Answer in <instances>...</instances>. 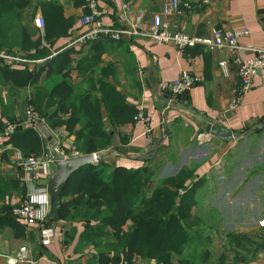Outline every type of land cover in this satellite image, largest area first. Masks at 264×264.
<instances>
[{"label":"crops","instance_id":"obj_1","mask_svg":"<svg viewBox=\"0 0 264 264\" xmlns=\"http://www.w3.org/2000/svg\"><path fill=\"white\" fill-rule=\"evenodd\" d=\"M167 1L132 0L131 11L124 13V0H98L104 25L127 32L116 41L113 49H118L115 52L118 66L125 64L124 56L130 59L134 79L129 81L125 97L138 113L150 117L151 130L148 132L145 123L136 119V113L133 123L118 130L112 145L95 153H101L99 162L103 161L112 167L138 170L176 163L183 150H197L202 156L198 155L201 162H198L200 167L196 169V174L204 177L217 170L228 153L229 158L230 153L237 154L242 143L248 139L259 140L256 145L264 150V70L257 75L253 89L244 95L236 107L231 108L241 86L233 53L226 49L212 52L202 45L180 51L172 44H157L151 39L153 17L162 12ZM182 1L190 2L193 11L186 17L164 18L172 32L208 37L214 28L235 32L248 29L249 36L238 39L246 53L245 57L253 56L252 47H264V0H211L209 5L202 4L201 0ZM34 2L39 6L33 20L34 26L37 16L44 18L40 6L43 3L59 6L62 18L72 23L68 35L54 41L52 48L56 53L67 49L75 37L87 30L80 23V19L88 14L84 0ZM133 29H137L138 33H132ZM45 31L41 33L39 30L42 41H45ZM224 60L228 61L227 74L219 65ZM184 71L202 77V83L177 98L159 91V82L175 80ZM6 121L0 112L1 128ZM36 136L39 147L30 154L41 156L43 143ZM8 141H0V156H6L5 161L0 157V175L5 180H19L24 186V191L13 192L10 203L16 205L29 193V183L13 159V149L23 150ZM209 149L210 156L207 158L203 153ZM34 178L29 176L36 187L44 185L41 179ZM18 223L20 226L15 228H0V264H9V259H14L23 246L30 250L31 262L28 264H99L100 256L96 249L98 242L79 245L80 236L86 228L84 221L66 223L57 218L50 221L56 237L47 247L41 245L36 228L20 221ZM70 232L73 236L66 237V233ZM109 257L113 258L114 254H109ZM140 262V259H134L133 264ZM122 263L127 264L118 261V264ZM246 264H264V250L252 255Z\"/></svg>","mask_w":264,"mask_h":264},{"label":"trees","instance_id":"obj_2","mask_svg":"<svg viewBox=\"0 0 264 264\" xmlns=\"http://www.w3.org/2000/svg\"><path fill=\"white\" fill-rule=\"evenodd\" d=\"M40 6L45 20V41L33 25L39 7L34 0H0V48L7 49L5 41L12 38L14 45L22 43L20 48L23 51L36 50V54L30 56L33 60H43L33 69L0 67V86L24 88L33 85L38 88L40 85L34 103L49 124L66 126L76 136L75 146L82 154L100 152L113 143L112 136L105 129L103 113L106 111L107 119L118 131L119 127L133 123L138 112L117 89L92 77L88 91L74 93L70 76L92 73L90 70L99 66L102 55L116 41L100 36L87 46L90 53L80 56L79 60L77 56L82 52L73 49H65L50 57L49 49L40 47L43 43L52 47L58 38L67 36L72 23L62 18L59 6L51 3ZM11 49L8 52L14 51ZM76 60L79 63L70 68ZM109 68H112L111 64L105 69ZM52 77H56V83L45 90L42 85ZM49 108H53L52 112H45ZM8 142L21 148L25 155L39 147L32 130L18 131ZM158 166L129 170L101 161L82 167L70 177L62 192L57 220L86 223L79 245L98 242L99 264H118V261L133 264L134 259H140V264H215L208 262L206 253L200 260L189 259L183 254L186 246L193 243L185 225L191 218L193 199L202 179L195 172L193 175L182 170L165 179L150 193L147 185L154 179V169ZM193 176L197 180L188 185V179ZM24 189L19 180H5L0 175V203H3L0 206V228L20 226L11 212L14 205L10 201L13 192ZM179 189L185 193L180 201ZM72 236L71 232L66 233V237ZM248 247L252 248L249 253L255 256L259 250H264V243L249 244ZM111 253L113 258L109 257Z\"/></svg>","mask_w":264,"mask_h":264},{"label":"rangeland","instance_id":"obj_3","mask_svg":"<svg viewBox=\"0 0 264 264\" xmlns=\"http://www.w3.org/2000/svg\"><path fill=\"white\" fill-rule=\"evenodd\" d=\"M5 44L8 46L6 50L13 47L11 49L14 50L13 52H25L20 48L22 43L14 45L12 38L6 39ZM113 46L110 45L107 52L102 55V62L99 63V66L90 70L92 73H83L82 75L74 73L70 76L74 93L82 94L88 91L90 88L89 79L92 77L97 82L102 81L110 84V87L117 89L120 94L125 96V92L130 86L129 81L134 79L133 68L127 56H124V66H118V57L115 53L118 49H113ZM89 48L81 49L83 51L79 50L82 53L77 56V60L81 58L80 56L90 53ZM77 60L70 68L79 63ZM110 64L112 68L105 69ZM56 81V77H52L42 86L45 90L50 89ZM121 81L123 82L121 83ZM38 89H41L40 85L38 88L33 85L24 88L0 86V112H3L1 115L8 122H16L23 119L27 109L33 108L46 119L34 103ZM52 110L53 108H49L45 112L51 113ZM103 116L105 129L114 139L118 131L107 119L106 111ZM61 127L66 128V126ZM69 135L71 140L73 137L75 145L76 136L70 132ZM257 142L260 141L248 139L246 143H242L237 154L230 153L229 158L228 153L217 170L207 174V177L199 176L203 182L193 199V206L190 210L191 218L186 224L188 226L185 225L186 231L191 233L193 240V243L187 245L183 252L189 259L200 260L202 254L206 253L209 263L246 264L245 260L247 261L254 254L249 253L252 248L248 245L264 243V228L258 226L259 220L264 218V150L256 145ZM262 142L264 141L262 140ZM210 151L211 149L203 154L208 158ZM0 154L2 153L0 152ZM199 154L197 150H183L181 158L179 161L176 160V163L156 167L154 179L147 185L149 192L152 193L165 179L176 176L182 170L189 171L194 175L196 169L200 167ZM200 156L202 155L200 154ZM3 158L5 161L6 156ZM196 178L193 176L188 179V185L195 182ZM184 194L183 189L178 190L179 201Z\"/></svg>","mask_w":264,"mask_h":264},{"label":"built area","instance_id":"obj_4","mask_svg":"<svg viewBox=\"0 0 264 264\" xmlns=\"http://www.w3.org/2000/svg\"><path fill=\"white\" fill-rule=\"evenodd\" d=\"M84 2V8L88 10V14L80 19V23L82 26L87 27V30L75 37L67 49L81 50L86 48L90 42L97 40L100 36H106L115 41H119L122 34L127 33L110 29L104 25L101 20L98 0H84ZM201 2L204 5H209L211 0H201ZM131 4L132 0H124V13L131 11ZM192 11L193 5L190 2L168 0L163 6L162 12L155 14L153 17L150 37L157 44H172L180 51L202 45L212 52L226 49L233 53V62L238 67V76L241 85L236 99L231 106V108H234L241 102L244 95L253 89L257 75L264 70V47H252L251 51L253 52V56L247 58L245 57V51L238 43V39L242 36H249L250 32L248 29L235 32L214 28L208 37H193L183 32H172L169 24L164 21L166 17H186ZM35 26L41 33L44 32L45 20L41 15L36 17ZM136 27L137 25H135ZM132 33H138L137 29H133ZM40 48L49 49L51 53L50 57L57 55L53 48L45 43ZM35 54L36 50L17 53L8 52V50L0 48V67L11 69L27 67L28 69H33L35 65L43 63V60H33L30 57ZM219 65L224 73L227 74L228 61H221ZM202 81V77L184 71L175 80L159 82L158 89L162 93H168L172 97L177 98L188 93L193 87L202 83ZM136 119L145 123L148 127V132L151 130L149 128L151 122L150 117L143 113H138ZM27 129L34 131L39 136L44 150L41 156L35 154L26 156L19 150H13V159L24 175L26 182L29 183V193L18 204L13 206L11 212L18 221L36 228L40 236L41 245L47 247L54 242L56 237L54 228L47 221L51 210L50 195L46 188L48 180L55 172L58 162L80 158L85 156V154H82L74 147L69 132L65 127L51 126L33 108L26 110L22 120L16 122L6 121L0 131V141H8L16 132ZM90 155L95 164L101 160V153H92ZM33 173L35 175L34 179H41L43 181V186L36 187L33 180L29 179V176ZM258 226L264 228V218L259 220ZM14 260L16 263L21 264L30 263L31 255L29 248L26 246L21 247L14 257Z\"/></svg>","mask_w":264,"mask_h":264},{"label":"water","instance_id":"obj_5","mask_svg":"<svg viewBox=\"0 0 264 264\" xmlns=\"http://www.w3.org/2000/svg\"><path fill=\"white\" fill-rule=\"evenodd\" d=\"M94 164L91 155H85L80 158L61 161L56 164V170L51 175L46 186L50 195L51 210L47 221H53L59 215V207L61 204V195L65 189L70 177L82 167L86 165ZM34 177V173L32 174ZM9 264H21L16 263L13 258L9 259Z\"/></svg>","mask_w":264,"mask_h":264}]
</instances>
